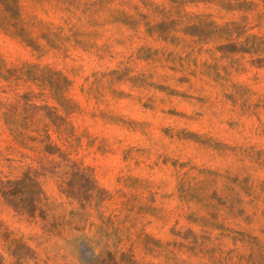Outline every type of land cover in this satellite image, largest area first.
Here are the masks:
<instances>
[{
  "label": "rangeland",
  "instance_id": "obj_1",
  "mask_svg": "<svg viewBox=\"0 0 264 264\" xmlns=\"http://www.w3.org/2000/svg\"><path fill=\"white\" fill-rule=\"evenodd\" d=\"M0 264H264V0H0Z\"/></svg>",
  "mask_w": 264,
  "mask_h": 264
}]
</instances>
